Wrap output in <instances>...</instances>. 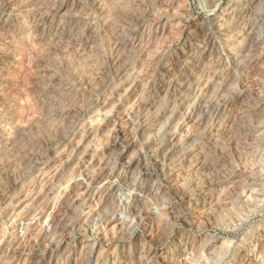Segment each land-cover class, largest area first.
Segmentation results:
<instances>
[{
	"label": "clouds",
	"instance_id": "obj_1",
	"mask_svg": "<svg viewBox=\"0 0 264 264\" xmlns=\"http://www.w3.org/2000/svg\"><path fill=\"white\" fill-rule=\"evenodd\" d=\"M142 2L92 0L79 9L76 0L40 4L42 16L59 15L57 34L74 15L71 39L91 44L103 58L114 56L118 73L126 69L117 82L109 66L101 77L103 91L85 101L90 111L112 113L106 115L110 136L103 138L106 154L99 153L102 167L90 173L104 182L98 180L96 195L79 206L66 203L72 215L65 212L64 227L71 226L75 239L77 226L83 229L95 218L110 242L112 225L131 221V227L145 210L154 211L156 234L182 247L176 264H264V0L254 7L244 0H164L166 7L151 18ZM226 9L224 30L218 32L215 20ZM197 24L203 39L185 50L177 82L169 91L142 95L145 78L138 66L145 42L151 35L175 40L179 34L182 45ZM53 39L48 42L53 49L65 42L63 35ZM186 140L190 145L170 161L169 154ZM162 149L163 157L154 159ZM175 187L187 194L186 201ZM89 239L94 248L97 239ZM146 247L151 251L150 243ZM155 260L149 257L150 264Z\"/></svg>",
	"mask_w": 264,
	"mask_h": 264
},
{
	"label": "rangeland",
	"instance_id": "obj_2",
	"mask_svg": "<svg viewBox=\"0 0 264 264\" xmlns=\"http://www.w3.org/2000/svg\"><path fill=\"white\" fill-rule=\"evenodd\" d=\"M41 3L0 0V264H150L151 256L156 257L151 264H176L182 247L175 239L165 244L156 234L154 211L145 210L131 227V221L112 225L115 238L110 242L95 218L83 229L77 226L75 239L69 235L71 226L64 227L65 212L72 215L66 203L79 206L84 198L96 195L98 180L104 182L90 173L102 167L99 153L106 154L103 138L110 136L106 115L112 113L106 108L90 111L85 101L103 91L101 77H107L109 66L117 82L126 69L118 73L120 61L114 56L103 58L91 44L71 39L69 30L78 19L74 15L65 18L57 34L59 15L42 16ZM86 3L92 0H76V8ZM244 3L254 7L257 0ZM140 7L151 18L166 4L143 0ZM226 15L227 9L222 16ZM54 34L65 41L55 49L48 43H55ZM193 37L191 31L181 45L179 34L175 40L150 36L144 63L138 66L145 78L142 95L150 89H171L185 70L177 69L176 60L186 56L184 44ZM138 84L129 85L128 92ZM189 145V140L176 145L173 159ZM163 152L154 159L162 158ZM174 190L187 200L182 190ZM89 238L97 239L94 248Z\"/></svg>",
	"mask_w": 264,
	"mask_h": 264
},
{
	"label": "bare ground",
	"instance_id": "obj_3",
	"mask_svg": "<svg viewBox=\"0 0 264 264\" xmlns=\"http://www.w3.org/2000/svg\"><path fill=\"white\" fill-rule=\"evenodd\" d=\"M248 7H251V6L248 5ZM226 16H222V18L220 16L219 19L217 18L215 20V27H216V30L218 32H222L224 30L225 21L227 19ZM204 30H206V26H204ZM193 32H194V37H193L194 39H193V41H190L189 40V42L186 43V45L184 44V49L187 50V51H191L192 48H194L197 45H199L200 42L203 39L204 32L202 31L201 26L199 24H197V26L195 27V30H193ZM193 55H194V51H193ZM176 61H177L176 62L177 69L183 70L185 68L184 58H182L181 60H176ZM173 157H174V152H171L169 154V156H168V159L171 161V160H173Z\"/></svg>",
	"mask_w": 264,
	"mask_h": 264
}]
</instances>
